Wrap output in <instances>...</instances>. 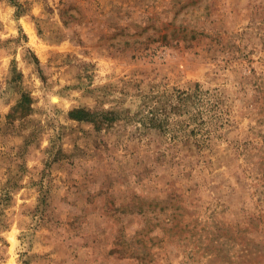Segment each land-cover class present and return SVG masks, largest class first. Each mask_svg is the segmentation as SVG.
Masks as SVG:
<instances>
[{
  "label": "rangeland",
  "instance_id": "rangeland-1",
  "mask_svg": "<svg viewBox=\"0 0 264 264\" xmlns=\"http://www.w3.org/2000/svg\"><path fill=\"white\" fill-rule=\"evenodd\" d=\"M197 83L209 145L146 126ZM0 264H264V0H0Z\"/></svg>",
  "mask_w": 264,
  "mask_h": 264
},
{
  "label": "trees",
  "instance_id": "trees-1",
  "mask_svg": "<svg viewBox=\"0 0 264 264\" xmlns=\"http://www.w3.org/2000/svg\"><path fill=\"white\" fill-rule=\"evenodd\" d=\"M210 93L201 83H197L193 88H175L156 96L152 102L146 103L147 113L142 116L143 122L170 137H193L201 147L209 145L220 118L216 112L219 104L214 102ZM30 99V95L25 93L18 104L23 113L29 108L27 102ZM19 107L14 108L9 115L15 116ZM71 115L77 119L97 122L99 125L105 122L99 119L100 113L82 108L72 110Z\"/></svg>",
  "mask_w": 264,
  "mask_h": 264
}]
</instances>
